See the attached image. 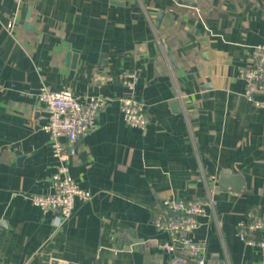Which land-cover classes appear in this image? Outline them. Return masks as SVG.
<instances>
[{
	"label": "crops",
	"instance_id": "obj_1",
	"mask_svg": "<svg viewBox=\"0 0 264 264\" xmlns=\"http://www.w3.org/2000/svg\"><path fill=\"white\" fill-rule=\"evenodd\" d=\"M263 43L264 0H0V264H165L162 201L209 195L194 234L208 264H264L237 236L249 211L264 219V108L240 75ZM126 72L139 74L146 130L124 121ZM42 85L108 100L70 160L92 196L67 220L31 201L57 166ZM223 170L245 190H220Z\"/></svg>",
	"mask_w": 264,
	"mask_h": 264
},
{
	"label": "built area",
	"instance_id": "obj_2",
	"mask_svg": "<svg viewBox=\"0 0 264 264\" xmlns=\"http://www.w3.org/2000/svg\"><path fill=\"white\" fill-rule=\"evenodd\" d=\"M16 2L19 4L21 0ZM13 25H7L10 32ZM249 56L250 62L240 70L245 83L244 96L255 107L264 108V43L253 45ZM138 82L137 72L124 73L123 85L127 93L119 98V105L126 124L146 130L150 118L145 103L135 96ZM36 97L47 112V122L42 129L48 135L57 166L51 192L32 195L31 201L44 211H58L62 219L67 220L74 213L77 199L88 200L92 196L74 180L70 160L77 154L78 144L95 128L108 100L100 95L82 99L70 89L52 90L45 85L39 88ZM214 205L215 199L210 195L162 201L153 225L158 232L168 236L159 244V249L166 255L165 264H208V241L197 239L194 234L201 226L200 219L209 216ZM263 227L264 219L253 209L237 224V236L264 251V238H256V233Z\"/></svg>",
	"mask_w": 264,
	"mask_h": 264
},
{
	"label": "water",
	"instance_id": "obj_3",
	"mask_svg": "<svg viewBox=\"0 0 264 264\" xmlns=\"http://www.w3.org/2000/svg\"><path fill=\"white\" fill-rule=\"evenodd\" d=\"M156 13H157L156 26L157 28H159L161 26L163 17L165 16V11L160 10V11H157ZM219 188L220 190H225V191L226 190L244 191L245 190L244 177L241 175H234L233 172H230L228 170H223L220 173V187Z\"/></svg>",
	"mask_w": 264,
	"mask_h": 264
}]
</instances>
